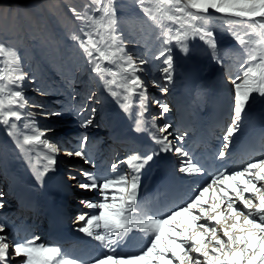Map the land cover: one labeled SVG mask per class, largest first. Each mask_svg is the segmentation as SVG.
<instances>
[{"label": "snow or ice", "instance_id": "1", "mask_svg": "<svg viewBox=\"0 0 264 264\" xmlns=\"http://www.w3.org/2000/svg\"><path fill=\"white\" fill-rule=\"evenodd\" d=\"M150 27L159 30L158 39L164 47L153 58L162 60L165 67L159 69L166 83H173L175 45L182 52L190 51V42L199 40L211 50L214 60L222 62L221 47L215 28L209 21L215 16L228 26L236 43L243 49L246 59L240 64V73L229 76L233 85V107L231 123L223 136L222 147L213 153L214 159L227 161L230 147L237 142L248 110L256 103V97L264 98V0H134ZM85 11H77L71 5L68 11L77 21L86 25L79 48L92 65L91 72L104 81L105 91L119 104L125 113L139 108L140 119L136 120L135 131L148 132L157 148L144 153H134L122 161L111 164V173L78 169L83 179H77L71 167L67 173L70 181L85 192H95L93 199H81L80 203L90 212L76 215L75 223L81 225L75 231L98 242L97 254L87 260L72 256L61 246L38 243L39 237L13 240L5 233L6 225L0 222V264H264V156L247 162L243 167L231 168L222 164L211 175L210 180L198 184L187 194L177 198V185L198 183L186 181L184 177L206 175L205 166L183 145L185 136L180 135L175 143L170 137L172 125L155 123L159 136L144 127L143 114L147 110V89L138 73L150 59L140 58L137 62L126 51V41L118 34V9L114 0H89ZM91 9V11H88ZM99 13V16L96 15ZM237 28L240 31H237ZM96 37H99L96 39ZM0 126H6L7 135L13 137L22 153L44 150L46 161L43 170H34L35 179L42 183L45 175L55 171L58 154L63 151L69 158H79L85 164L93 163L87 151L90 142L87 134H82L75 148L63 147L61 142L48 137L54 128L38 127L31 124V133L19 138L18 121L23 113L18 109L26 106L38 107L45 119L65 114L80 117L81 128L94 125L95 107L87 104L77 109L76 105L62 106L60 109L45 110L43 104L31 101L26 96L27 86L34 83L21 66V58L15 49L0 43ZM243 58V57H242ZM115 65L107 68L103 65ZM111 77V79H105ZM154 86H160L153 80ZM167 93V87H161ZM42 95H47L38 89ZM95 93L87 96V103L94 101ZM139 97V102L134 97ZM75 100V94L69 97ZM160 117L170 111L167 103L161 104ZM29 117L34 113L28 112ZM26 128L28 124L24 125ZM98 126V125H97ZM172 153L183 158L176 166L179 175L167 181L157 190L160 207L147 205L141 193L143 170L160 154ZM127 165L121 171L120 164ZM3 193L0 192V208ZM136 234H142L137 236ZM140 241L138 247H135ZM130 246L134 250H130Z\"/></svg>", "mask_w": 264, "mask_h": 264}, {"label": "rangeland", "instance_id": "2", "mask_svg": "<svg viewBox=\"0 0 264 264\" xmlns=\"http://www.w3.org/2000/svg\"><path fill=\"white\" fill-rule=\"evenodd\" d=\"M114 2L115 6L118 9V34H121L126 41H129L125 44L126 51L132 54L134 59L137 58L136 55L137 53H139V59L144 57L146 59H150L151 61L149 64L143 66L144 68H146L145 72L147 74L149 73V76H145L144 79L142 77L143 72L138 73V75L142 78L143 81H146L144 82V84L145 87H148L147 90H151L147 91L146 95L147 97H150L152 104H154L155 99L156 101H161V104L165 102L169 103L173 101V96L174 99H177L178 94H183V92L186 91L183 72H181V70L177 67L175 61V58L179 54L186 58V60L189 59L190 61L189 68L193 71V74L195 76L193 79V92L195 100L193 101H195L199 108L201 109L205 106V104H207L210 98L209 92H212L213 89H215L214 92H212V94L215 95L214 97H217L219 101L223 102L224 106L228 104L227 102L229 101V88L227 86L230 85L231 82H228L227 84L226 79L228 74L232 72V70L231 68L229 69V71L225 69L227 67V62L232 59H236L233 65L240 66L243 60L246 59V56H243L244 49L236 43L232 34L228 31V26L224 24L222 19H216L214 16L209 21V23H211V25L215 28L219 45L221 47L220 58L222 62L214 60L211 55V50L207 49V46L198 39L190 42V51L188 53L182 52L173 44L171 45V47L174 50V82L173 85H169L168 83L166 84V82L163 81V73L159 70L162 67H165V65L162 64L163 58H161V60H155L153 58L155 55H158L159 51L164 47L161 39H158L159 30L150 27L151 22L145 23V21H147V17H144L143 13L137 7H135L134 0H114ZM86 3H89V0H0V43H3L8 48L15 49L17 54L21 58V66L23 70L30 76L35 77L34 83L32 85H28L27 80L24 82L27 86L26 96L31 101H34L38 104H43L45 110H52V108L60 109L64 105H76L77 109H79L81 105L85 104H87L89 108L95 107L97 109L95 113L94 125L86 128L87 130L83 128V133L77 135L74 132V126L79 125V123L70 121L72 118L71 115L65 114V116H53L51 118L45 119L43 115L39 114L41 112L40 108H33V106L31 105L26 106L24 108L25 110L18 109L23 113V118L21 121L15 122L18 126V132H21L22 134H19V138L22 139L24 134L31 133V124L34 122L38 127L48 126L54 128V131L49 132L47 135L49 138L61 142V145L63 147L64 145L62 138H68L67 141H69L70 138L71 141L75 140L77 144V141H80L82 134H88L87 136L89 137L90 141L87 145L88 153H92L91 156H93L94 151V154L97 153L98 156H102L104 149L101 147L102 145H100V141L107 137L108 127L112 123L120 121V123L123 122L121 128L124 134L140 137L146 142L145 145H153L155 146V148H157L158 145H155L152 142L148 132L140 133L134 130L136 127V120L141 118L139 116V108H133L129 113H125L121 109L119 104L105 91L104 81L99 77L95 79L93 76H91L89 85H93L92 89L85 87L87 83L82 78V76H85L87 72H84V74L82 75L81 69L83 68L84 70V68H91L92 65H89L87 63V57L79 48V40L74 41L72 39V36L76 35L77 37L83 39L82 36L84 35V30L87 26L75 19L71 12L68 11V6L71 5L72 7L76 8L77 11L83 13L85 11L84 5ZM88 11H91V9H89ZM96 15L99 16V13H96ZM237 31H240V29L237 28ZM98 38L99 37H96V39ZM49 46L53 47V51H49ZM226 53H229V58L223 60V55ZM2 60L3 57L0 56V61ZM103 66L107 67V64ZM175 69L178 73H176ZM49 73L51 74L48 75ZM80 74L82 75L81 77H79ZM105 79H111V77H106ZM153 80H158L160 87L154 86ZM164 83L166 85L172 86L169 87L171 89H168L170 91V94L166 93V95H164V92H162L161 87H164ZM48 86L51 87L50 89L52 90V92L54 90L53 93L50 92L51 90L45 91L46 88H49ZM232 88L233 87H230V90H232ZM38 89L44 90L45 92H47V95H42L40 91H38ZM55 90H57L59 93ZM93 92L95 93V96L93 98L94 101L99 100V103L93 102L88 104L87 96L91 95ZM174 93L176 96L174 95ZM221 93L223 96H218ZM71 94H75V100H71L69 98ZM231 96L233 98L232 94ZM78 98H80L81 100H79ZM134 99L137 101V103L139 102L138 96L134 97ZM262 101H264V98L256 97V103L252 108L256 107L255 109H257L259 107H262L259 104ZM230 102L233 101L230 100ZM231 106L232 105H229L228 113L230 116L232 114ZM262 110L264 112V107H262ZM28 112L34 113V116L29 117L27 115ZM83 115L88 116L90 115V113L84 112L81 116ZM113 117L116 118L113 119ZM142 118L145 121L144 127L159 136L160 134L156 131V129H153L151 127L152 124L146 119L145 113L143 114ZM158 123L159 122H157L156 124L160 126L163 125ZM25 124H28L29 127L26 128L24 126ZM225 132L226 130L224 131V133ZM101 133L103 134L102 136ZM91 136L93 137V139L90 138ZM171 139L173 140L175 138ZM104 143L106 142H103V144ZM62 152L63 151H61L59 154H61ZM26 155L32 157L31 160L38 164V170H43V167L46 163V161L43 159L44 150L41 149L39 151H30L27 154L22 153L20 149L17 148L13 137H9L7 135L6 126H0V159H6L7 165L9 167L17 169L19 172H23L24 160ZM160 155H163V153ZM159 156L155 157L154 161L150 164L156 162ZM65 158L68 161H73L71 160V158L67 159L68 156L66 155ZM74 160V164H69L67 162L63 164L62 171L64 173H67L69 166L73 167L71 169L78 170L82 168L85 171H91L94 173L97 172L99 168V164L95 163V161H93V158L91 159L93 163L90 164H85L81 159ZM112 163L113 160L112 162H110V166ZM0 171L2 170L0 169ZM55 173L56 170L50 171L47 174ZM77 174L78 175L76 176L78 178L83 179V177L80 176V173ZM143 174L148 175L147 167L143 170ZM1 183L0 191L4 187V185ZM76 191L77 192L73 193L71 196L77 194L76 197L79 199H92L94 198V195L97 194L95 192H85L79 189H76ZM4 197L5 196H3V199ZM67 200L69 201V198H67ZM2 203L4 205L3 207L5 208V201H2ZM3 207L0 208V211H2L1 215L3 216V218L11 219L13 216L9 215L10 211L6 212V209L4 210ZM72 214H78V211ZM74 218L75 217H72L70 219L71 223L73 222ZM16 235V238H20L19 234Z\"/></svg>", "mask_w": 264, "mask_h": 264}, {"label": "bare ground", "instance_id": "3", "mask_svg": "<svg viewBox=\"0 0 264 264\" xmlns=\"http://www.w3.org/2000/svg\"><path fill=\"white\" fill-rule=\"evenodd\" d=\"M82 38H85L84 35L82 36ZM48 48L49 51L50 50L53 51V47L49 46ZM229 53L223 55V60L229 58ZM136 56H137L136 60L138 62L139 53H137ZM235 60L236 59H232L229 62H227V67L225 69L229 71V69L231 68L232 70V72H230L227 76L226 79L227 84L228 82H231L229 79L230 75L235 76L236 74L242 71L240 69V66L233 65L235 63L234 62ZM175 61L177 67L181 70V72H183L185 79L184 85L186 91L183 92V94L182 93L178 94L177 99H174L173 96L174 102L173 101L169 103L165 102L169 105L170 111L167 114H165L163 117H160L161 107L156 103L152 104L150 97H147V101H146L147 110L144 113L146 115V119L151 124L153 123V118L156 117L157 119L155 120V123L157 122H159L160 124L170 123L172 125L170 131L173 133V136L170 137V139L175 138L173 139L174 144L180 143L176 139V137L187 133V135L185 136V143L183 146L187 148L192 154H194L196 159L199 160L205 166L206 175H200L195 177H184V180L186 181H195L198 183H183L177 185V198L179 199L180 197L187 194L190 189H195L196 187H198V184H202L205 181L210 180L211 175L222 164H226L228 167L231 168H240L243 167L247 162L264 156V121H263L264 112L262 110V107H264V101L259 103L262 107H259L257 109H255L256 107L250 108L248 110L249 117L245 121V126L242 132L237 134V142L233 144L229 149L231 155L228 157V160L222 162L220 160L214 159L213 153L217 152L222 147L223 136L226 135V132L224 133V131L226 130L227 126H229L231 123V119H230L231 116L228 113H229V105H232L231 109L233 107V102H230V100L233 101V98L231 96V94L233 95V92L232 90H230V87H233V85L230 84L227 86L229 88V95H228L229 101L227 99L228 104L226 106H224V103L219 101L217 97L216 98L214 97L215 95H213L212 92H214L215 89H213L212 92H209L210 98L207 104H205V106L200 109L199 106L195 103V101H193L195 100V96L193 92V87H194L193 79L195 76L193 74V71L189 68L190 66L189 59L186 60V58H184L182 55L179 54L175 58ZM107 68L115 69L116 66L107 65ZM84 72L85 73L87 72V74L85 76H82ZM145 73L146 72L143 71L142 74L143 78L145 76L146 77L149 76V73L148 74ZM176 73L178 72L176 71ZM50 74L51 73H49L48 75ZM81 74L79 77L82 76V78L87 83L85 87L92 89L93 85L90 86L89 81L91 76H93L96 79L97 78L96 74L91 72V68H87V69L84 68V70L82 68ZM144 82L146 81L144 80ZM166 84L164 85V87L167 86V89H171L169 87L172 86H169L170 84L169 85ZM171 84L173 85V83ZM50 88L51 87L46 88L45 91L48 90L50 91L51 90ZM147 88L148 87L146 86V89ZM147 91H151V90L148 89ZM50 92H52V90ZM167 93L170 94V91L168 90ZM164 95H166V93H164ZM221 95L222 93L219 94L218 96ZM78 99L81 100L80 98ZM71 116L72 118L70 121L79 123V120L86 118L87 115H83L80 117H75L74 115ZM116 117H113V119ZM122 123H120V121H116L115 123H112L108 127L107 137L101 140L106 143L103 144V142L100 141V145H102L101 147L104 149L103 154L101 153L102 156H98L97 153H96L97 155L94 154V151H93V156H91L92 153L90 152L88 153L91 159L93 158L94 159L93 161L99 164L98 165L99 168L97 171L111 173L110 162H112V160L113 162L122 161L131 154L144 153L155 148V146L153 145L152 146L145 145L146 142L140 137L124 134L121 128L123 125ZM213 126L215 127V130H212ZM74 132L75 134L79 135L80 133H83V128H81L79 125H75ZM19 134H21V132ZM102 135L103 134L101 133V136ZM90 138L93 139L92 136ZM67 139L68 138H62L64 147L75 148L79 143L77 141L76 144L75 140L71 141V139L69 138V141H67ZM31 159L32 157L26 155L24 160L23 172H19L17 169L9 167L7 165L6 159L4 160L0 159V169L2 170L0 171V183L2 182L1 184L4 185V187L0 192L4 194L3 196L5 197L2 201H5L6 204V207L3 208L4 210L6 209V212L10 211L9 215L13 216L11 219L3 218V216L1 215L2 211H0V222L6 225L5 233L7 235L9 233L10 236L9 235L8 236L11 237L13 240H24L33 236H37L39 237L38 243H45V244L56 243L57 245L61 246L70 255L79 257L83 260H87L90 257L96 255L99 247L98 242L92 240L90 237L84 236V234L82 233L75 231L76 228L81 226L75 223V218L73 219L72 223L70 222V219L72 217H76L77 214H72L76 211H78V214L81 212L86 213L93 211L87 209L83 204L80 203L81 199L76 197L77 194L71 196L73 193H76L77 192L76 189L79 188L76 186V183H74L75 181H70L68 179L67 173L69 171V168L67 170V173H64L62 171L63 170L62 166L65 162L69 164H74L73 162L75 161L74 159H79V158L74 157L71 158V160L73 161H68L65 158L64 152L59 154V156H57L58 165L56 166V173L46 174L42 183H38L35 179L34 170H38V164L33 162ZM67 159L70 158L68 157ZM181 159L183 158L174 156L172 155V153L160 155L156 162L150 164L147 167L148 175L142 174V184L144 190L142 191L141 195L149 207L152 208L160 207V198L157 195V190L162 188V186L167 181H169L173 177V175H179L175 171V168L180 163ZM119 168L121 171L128 170L127 165L123 163L119 165ZM71 170L73 174L78 175L77 173L79 172L76 169H71ZM77 179H82V178L77 177ZM96 197L97 194L94 195V198ZM67 198H69V201L67 200ZM24 199H27L26 201L27 207H22L20 204V202ZM16 234H19L20 238H16L17 236ZM136 235L141 236V234H136ZM139 242L140 241L136 242L135 247H138ZM130 250H134V247L130 246ZM19 259L22 258H17V260ZM17 260L11 261L10 264H17Z\"/></svg>", "mask_w": 264, "mask_h": 264}]
</instances>
